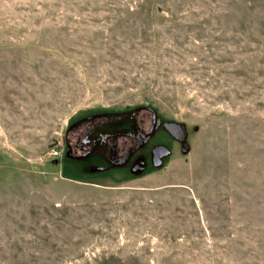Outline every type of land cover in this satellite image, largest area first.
Wrapping results in <instances>:
<instances>
[{
    "label": "rangeland",
    "instance_id": "rangeland-1",
    "mask_svg": "<svg viewBox=\"0 0 264 264\" xmlns=\"http://www.w3.org/2000/svg\"><path fill=\"white\" fill-rule=\"evenodd\" d=\"M140 106L160 166L50 157ZM0 264H264V0H0Z\"/></svg>",
    "mask_w": 264,
    "mask_h": 264
},
{
    "label": "flooded vegetation",
    "instance_id": "flooded-vegetation-1",
    "mask_svg": "<svg viewBox=\"0 0 264 264\" xmlns=\"http://www.w3.org/2000/svg\"><path fill=\"white\" fill-rule=\"evenodd\" d=\"M161 125L157 113L147 106L86 113L66 127L60 158L69 166H79L84 174L123 169L136 173L147 163L153 166V152L165 147L163 142L155 143L148 147L146 155H138L160 133H163L161 140L165 141H179L184 137V133L179 136L184 129L169 124L162 125L160 131Z\"/></svg>",
    "mask_w": 264,
    "mask_h": 264
},
{
    "label": "water",
    "instance_id": "water-1",
    "mask_svg": "<svg viewBox=\"0 0 264 264\" xmlns=\"http://www.w3.org/2000/svg\"><path fill=\"white\" fill-rule=\"evenodd\" d=\"M184 133L183 131L179 132V136ZM167 149L165 147H158L156 150L153 152L154 156V162L153 166L156 168L161 165L163 158L167 157Z\"/></svg>",
    "mask_w": 264,
    "mask_h": 264
},
{
    "label": "built area",
    "instance_id": "built-area-1",
    "mask_svg": "<svg viewBox=\"0 0 264 264\" xmlns=\"http://www.w3.org/2000/svg\"><path fill=\"white\" fill-rule=\"evenodd\" d=\"M61 154H62V145L61 143L57 142V144L50 149L49 155L50 157L56 159L61 157Z\"/></svg>",
    "mask_w": 264,
    "mask_h": 264
}]
</instances>
